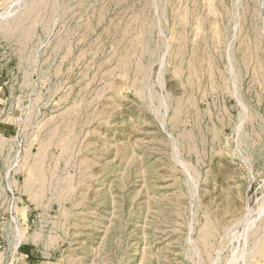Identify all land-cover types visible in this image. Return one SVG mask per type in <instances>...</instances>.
I'll list each match as a JSON object with an SVG mask.
<instances>
[{"label":"rangeland","instance_id":"1","mask_svg":"<svg viewBox=\"0 0 264 264\" xmlns=\"http://www.w3.org/2000/svg\"><path fill=\"white\" fill-rule=\"evenodd\" d=\"M0 252L264 264V0H0Z\"/></svg>","mask_w":264,"mask_h":264},{"label":"crops","instance_id":"2","mask_svg":"<svg viewBox=\"0 0 264 264\" xmlns=\"http://www.w3.org/2000/svg\"><path fill=\"white\" fill-rule=\"evenodd\" d=\"M7 254L5 252H0V262L1 264H4L5 258H7Z\"/></svg>","mask_w":264,"mask_h":264}]
</instances>
